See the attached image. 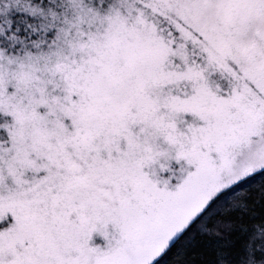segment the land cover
<instances>
[{
	"label": "snow or ice",
	"instance_id": "snow-or-ice-1",
	"mask_svg": "<svg viewBox=\"0 0 264 264\" xmlns=\"http://www.w3.org/2000/svg\"><path fill=\"white\" fill-rule=\"evenodd\" d=\"M0 264H264V0H0Z\"/></svg>",
	"mask_w": 264,
	"mask_h": 264
}]
</instances>
